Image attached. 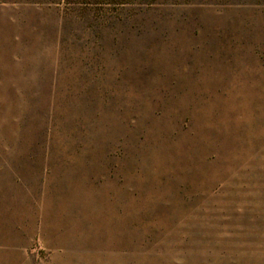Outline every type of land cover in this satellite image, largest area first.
<instances>
[{
  "label": "rangeland",
  "instance_id": "obj_1",
  "mask_svg": "<svg viewBox=\"0 0 264 264\" xmlns=\"http://www.w3.org/2000/svg\"><path fill=\"white\" fill-rule=\"evenodd\" d=\"M0 264H264V0H0Z\"/></svg>",
  "mask_w": 264,
  "mask_h": 264
}]
</instances>
